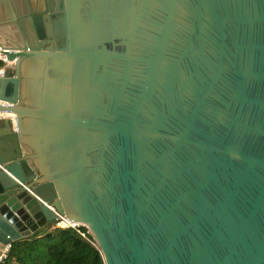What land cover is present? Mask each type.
Returning <instances> with one entry per match:
<instances>
[{
	"label": "water",
	"instance_id": "1",
	"mask_svg": "<svg viewBox=\"0 0 264 264\" xmlns=\"http://www.w3.org/2000/svg\"><path fill=\"white\" fill-rule=\"evenodd\" d=\"M0 55V245L264 264V0H0Z\"/></svg>",
	"mask_w": 264,
	"mask_h": 264
},
{
	"label": "trees",
	"instance_id": "2",
	"mask_svg": "<svg viewBox=\"0 0 264 264\" xmlns=\"http://www.w3.org/2000/svg\"><path fill=\"white\" fill-rule=\"evenodd\" d=\"M55 227L13 241L0 264H104L85 227Z\"/></svg>",
	"mask_w": 264,
	"mask_h": 264
},
{
	"label": "built area",
	"instance_id": "3",
	"mask_svg": "<svg viewBox=\"0 0 264 264\" xmlns=\"http://www.w3.org/2000/svg\"><path fill=\"white\" fill-rule=\"evenodd\" d=\"M0 75L4 76L7 74V70L12 67V62L7 61L4 56L0 55ZM9 245H5L4 248L0 252V262L3 260V258L6 257V254L9 249Z\"/></svg>",
	"mask_w": 264,
	"mask_h": 264
},
{
	"label": "bare ground",
	"instance_id": "4",
	"mask_svg": "<svg viewBox=\"0 0 264 264\" xmlns=\"http://www.w3.org/2000/svg\"><path fill=\"white\" fill-rule=\"evenodd\" d=\"M57 224H60L63 227H67L69 225V222L63 218L60 221H58Z\"/></svg>",
	"mask_w": 264,
	"mask_h": 264
},
{
	"label": "rangeland",
	"instance_id": "5",
	"mask_svg": "<svg viewBox=\"0 0 264 264\" xmlns=\"http://www.w3.org/2000/svg\"><path fill=\"white\" fill-rule=\"evenodd\" d=\"M0 64H2V63H0ZM55 226H61L60 224H55V223H51V224H49L48 225V227H46L48 230H50V229H54V228H56Z\"/></svg>",
	"mask_w": 264,
	"mask_h": 264
},
{
	"label": "crops",
	"instance_id": "6",
	"mask_svg": "<svg viewBox=\"0 0 264 264\" xmlns=\"http://www.w3.org/2000/svg\"><path fill=\"white\" fill-rule=\"evenodd\" d=\"M10 69V68H9ZM9 69L7 70V73H8V71H9ZM1 116V115H0ZM3 116V115H2ZM1 119H3L2 117H1ZM42 231H49L47 228H45V229H43V230H41L40 232H42ZM4 248V246H2V245H0V252H1V250Z\"/></svg>",
	"mask_w": 264,
	"mask_h": 264
}]
</instances>
